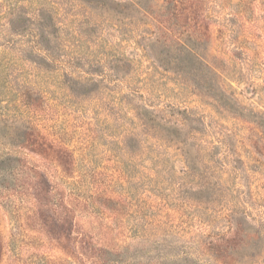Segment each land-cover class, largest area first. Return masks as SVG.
Returning <instances> with one entry per match:
<instances>
[{"label": "trees", "instance_id": "16d2710c", "mask_svg": "<svg viewBox=\"0 0 264 264\" xmlns=\"http://www.w3.org/2000/svg\"><path fill=\"white\" fill-rule=\"evenodd\" d=\"M225 1L160 0L153 6H145L142 0L131 4L73 2L86 9L92 32L98 27L93 17H117L109 10L111 4L123 8L122 14L134 10V18L139 14L154 26V40L145 37L151 40L145 50L155 55V65L194 93L208 97L221 115H237L250 125L249 130L264 134V111L241 104L230 75L225 74L231 60L227 51H221L226 32L229 38L240 33L233 18L227 15L223 19L212 12ZM239 1L237 7L245 2L244 10L258 14L255 0ZM3 6L0 4V264H264V213L253 201L247 202L241 191L230 193L231 187L221 181L226 158L218 153L230 147L225 138L207 152L198 139L204 134L205 122L187 109L166 117L163 109L145 99V90L133 88L134 81L121 75L130 62L122 58L90 60L75 54L53 10L42 7L32 14L24 5ZM91 35L89 43H93ZM215 40L223 44L217 55ZM41 74H62L68 91L81 98L115 91L110 83L130 85L128 94L134 97V128L128 133L134 139V222L129 227L134 229V253L127 240L113 233L104 236L86 221L91 202L98 204L97 218L104 219L118 213L117 201L103 190H92L89 197L86 186L81 188L84 181L77 174V155L85 146L72 149L63 140L60 125L51 117L48 95L38 81ZM247 89L256 93L253 83ZM152 131L162 134L157 139L176 146L183 158L180 171L173 174L167 169L164 173L170 172L171 181L193 179L174 189V196L180 192L184 206L168 207L167 200L154 192L159 182L151 173L154 169L142 165L146 156L162 168L167 162L157 152V145L155 152L149 151L153 146L147 137ZM254 145L264 159V140L256 138ZM192 206L211 211L208 230L192 231L191 219L199 220V215L183 216L180 210ZM2 217L7 220L5 226Z\"/></svg>", "mask_w": 264, "mask_h": 264}, {"label": "rangeland", "instance_id": "374dc122", "mask_svg": "<svg viewBox=\"0 0 264 264\" xmlns=\"http://www.w3.org/2000/svg\"><path fill=\"white\" fill-rule=\"evenodd\" d=\"M73 1L0 0V4L24 5L32 14L39 13L42 7L53 10L59 15V22L65 29L66 38L74 48L75 54H81L82 57H88L90 60L110 61L113 58H122L130 62V66L121 71V75L134 81L133 88L145 90V99L148 97L146 100L150 104L158 105L163 109L168 118L175 116V112L179 110H193L196 118L202 119L206 124L204 134L198 139L207 152L210 151L212 144H217L222 138H225L230 146L227 152L218 153L221 158H226L223 163L226 164L225 169L221 172L222 183L231 187L232 194L235 190L241 191L243 198L247 196V202L253 201L255 207L264 213V159L257 153L254 145L256 138L264 140V134L256 129L249 130L250 125L243 119L240 120L237 115H221L208 97L198 92L194 93L193 90L177 82L174 75L155 65L152 61L155 55L145 50L146 45L151 41L145 37L154 40V26L149 25L139 14L134 18V10L123 15L121 12L123 8L111 4L109 10L117 14V17L115 19L93 17L92 22H96L98 27L92 32L86 19L88 17L86 9L83 6H76L78 4ZM114 1L121 4L134 3V0ZM159 1L142 0L145 6H153ZM255 2L257 15L251 14L248 9H243L246 8L245 2L237 7L239 0H227L221 4V8H214L212 12L219 14L223 19L228 15L234 19L235 27H239L237 32L240 33L235 34L234 37L229 38V33L226 32L224 48L221 49L227 51L229 54L227 57L231 58L229 73L225 74L230 75L236 98L241 104L263 112L264 0H255ZM78 29H82L84 33L80 34ZM90 34L93 43L88 42ZM214 44L216 50L214 55H217V48L220 49L223 44L217 40ZM239 52L242 54L240 55ZM38 81L42 91L48 95V103L53 107L51 117L60 125L59 131L63 140L71 145L72 149L85 146V151L82 149L80 151L82 153L79 152L77 155L80 159L77 174L81 176L79 181L82 177L84 181L81 188L86 186L85 192L89 197L93 196L92 190H103L107 196L117 201L118 213L104 219L97 218L95 209L98 208V204L91 202L87 208L90 210L87 215L90 216L86 221L97 227V232H103L104 236L113 233L116 237L127 240L129 251L134 253V229L129 227L134 222V139L128 136L134 128L132 110L134 97L128 94L130 89L127 88H130V85L110 83V88L115 91L104 90L91 98H81L68 91L62 74H41ZM251 83L256 88L255 94L252 89H247ZM161 135L152 131L147 137L149 139H144L153 146L149 149L151 153L156 151L155 145H157L159 149L157 152L166 157L164 168L160 164L155 165L149 156L142 161V165L154 169L151 172L153 178L159 180L158 183L156 182L154 192L167 200L168 207H172V204L184 206L180 192L174 196V189L185 182L189 184L193 179L188 178L183 181L178 177L171 181L172 177L167 175L170 172L164 173L167 169L173 174L176 169L177 172L180 171L183 158L172 143L157 139ZM107 205L111 206L108 202ZM180 210L183 216L199 215V220L191 219L192 231L196 233H200L199 230H208L207 224L213 220L211 211L205 208L202 210L200 206L186 208L185 212L182 208ZM256 216L259 218V215ZM262 216L264 218V215ZM112 217L115 219L112 220ZM6 222V218L2 217V226H5Z\"/></svg>", "mask_w": 264, "mask_h": 264}]
</instances>
